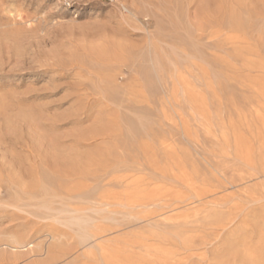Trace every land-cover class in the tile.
I'll return each mask as SVG.
<instances>
[{
    "label": "rangeland",
    "instance_id": "obj_1",
    "mask_svg": "<svg viewBox=\"0 0 264 264\" xmlns=\"http://www.w3.org/2000/svg\"><path fill=\"white\" fill-rule=\"evenodd\" d=\"M0 245L264 264V0H0Z\"/></svg>",
    "mask_w": 264,
    "mask_h": 264
},
{
    "label": "bare ground",
    "instance_id": "obj_2",
    "mask_svg": "<svg viewBox=\"0 0 264 264\" xmlns=\"http://www.w3.org/2000/svg\"><path fill=\"white\" fill-rule=\"evenodd\" d=\"M47 194V193H46ZM51 198V197H50ZM77 221V220H76ZM10 242V241H9ZM9 242H7L5 245H6V247H11V243H14V244H16V245H19V243L17 242V241H15V240H13V241H11L10 243ZM84 242H85V240H84ZM1 246V245H0Z\"/></svg>",
    "mask_w": 264,
    "mask_h": 264
}]
</instances>
